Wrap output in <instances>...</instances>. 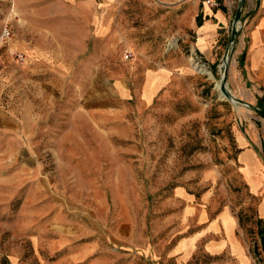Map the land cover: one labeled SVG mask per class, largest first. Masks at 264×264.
<instances>
[{
    "label": "rangeland",
    "instance_id": "rangeland-1",
    "mask_svg": "<svg viewBox=\"0 0 264 264\" xmlns=\"http://www.w3.org/2000/svg\"><path fill=\"white\" fill-rule=\"evenodd\" d=\"M196 1L0 0V264H264L237 163L264 115L193 62Z\"/></svg>",
    "mask_w": 264,
    "mask_h": 264
},
{
    "label": "crops",
    "instance_id": "crops-1",
    "mask_svg": "<svg viewBox=\"0 0 264 264\" xmlns=\"http://www.w3.org/2000/svg\"><path fill=\"white\" fill-rule=\"evenodd\" d=\"M219 2L218 9H210L199 1L191 6L190 26L195 39V58L201 60L209 70L211 66L220 67L224 58L239 0ZM241 21L229 68L230 86L245 102L259 107L264 105V0H245ZM203 72L212 76L206 70ZM243 125L244 130L237 136L239 174L250 195L263 196L264 206V119L247 114V121ZM224 214H219L218 220L209 222L205 234L199 239L216 233V228H221L220 224H223ZM201 216L204 219L203 225L208 223V213L205 211L203 214L201 211ZM232 219L230 237L226 234L223 241H227L226 246L235 256L247 261L236 235L237 223ZM221 242L209 240L206 244L207 252L215 254L223 250L225 247L220 246Z\"/></svg>",
    "mask_w": 264,
    "mask_h": 264
},
{
    "label": "water",
    "instance_id": "water-1",
    "mask_svg": "<svg viewBox=\"0 0 264 264\" xmlns=\"http://www.w3.org/2000/svg\"><path fill=\"white\" fill-rule=\"evenodd\" d=\"M244 4H245V0H239L238 8H237L234 20H233L230 41H229V44L224 54L223 67H222L223 73H222V78H221V92L229 101H233L257 113H260L261 115H264V109H261L254 105H250L244 100L237 98L235 95H233V93L228 88V75H229V68H230L231 53L233 52V45H235V42L237 39V33L242 23L241 18H242V11H243Z\"/></svg>",
    "mask_w": 264,
    "mask_h": 264
},
{
    "label": "built area",
    "instance_id": "built-area-1",
    "mask_svg": "<svg viewBox=\"0 0 264 264\" xmlns=\"http://www.w3.org/2000/svg\"><path fill=\"white\" fill-rule=\"evenodd\" d=\"M199 2L200 3H202L203 5H205V6H207L208 8H210V9H218L219 7H220V2H219V0H199ZM240 28V27H239ZM5 37H9V35H8V30L6 29V32H5V34H4V38ZM127 58L128 59H132L133 58V53H127ZM17 58H18V60L19 61H21V62H24V60H25V57H24V55L23 54H19L18 56H17ZM193 60V62L195 63V65H196V67L202 72L203 70H206V69H208L207 67H206V65L201 61V60H199V59H192ZM2 67H3V62L1 61V59H0V70L2 69Z\"/></svg>",
    "mask_w": 264,
    "mask_h": 264
},
{
    "label": "trees",
    "instance_id": "trees-1",
    "mask_svg": "<svg viewBox=\"0 0 264 264\" xmlns=\"http://www.w3.org/2000/svg\"><path fill=\"white\" fill-rule=\"evenodd\" d=\"M259 235H260V239H261L262 249H263V252H264V229H260L259 230Z\"/></svg>",
    "mask_w": 264,
    "mask_h": 264
},
{
    "label": "bare ground",
    "instance_id": "bare-ground-1",
    "mask_svg": "<svg viewBox=\"0 0 264 264\" xmlns=\"http://www.w3.org/2000/svg\"><path fill=\"white\" fill-rule=\"evenodd\" d=\"M222 67H223V65H222ZM222 67H221V71H222ZM222 73H223V71H222ZM218 87V89L220 90V92H221V83L217 86ZM222 93V92H221ZM223 94V93H222ZM225 97V96H224ZM226 98V97H225ZM227 99V98H226ZM232 103H234V104H237V103H235V102H233V101H231Z\"/></svg>",
    "mask_w": 264,
    "mask_h": 264
}]
</instances>
